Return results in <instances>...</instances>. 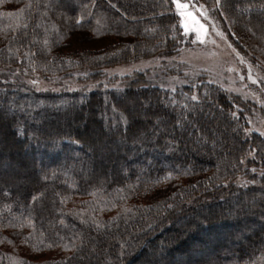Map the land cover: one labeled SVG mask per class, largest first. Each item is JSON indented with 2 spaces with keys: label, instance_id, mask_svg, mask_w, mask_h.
I'll list each match as a JSON object with an SVG mask.
<instances>
[{
  "label": "trees",
  "instance_id": "16d2710c",
  "mask_svg": "<svg viewBox=\"0 0 264 264\" xmlns=\"http://www.w3.org/2000/svg\"><path fill=\"white\" fill-rule=\"evenodd\" d=\"M196 1L264 65V0ZM42 2L41 21L29 0H0V264H264V136L249 134L245 117L254 105L200 78L175 91L141 71L104 81L107 69L179 54L187 39L172 1ZM76 34L116 41L66 52ZM82 71L78 82L94 89L39 92L27 82ZM258 111L264 119V105ZM243 198L257 206L229 215ZM29 213L35 230L13 219ZM191 214L181 239L173 226Z\"/></svg>",
  "mask_w": 264,
  "mask_h": 264
},
{
  "label": "rangeland",
  "instance_id": "374dc122",
  "mask_svg": "<svg viewBox=\"0 0 264 264\" xmlns=\"http://www.w3.org/2000/svg\"><path fill=\"white\" fill-rule=\"evenodd\" d=\"M182 2L189 3L190 10H192L201 20V22L205 23L208 27V36L205 39V43L201 44L199 41L193 42L195 40V33H190L189 35L185 36V40L187 39V42H184L179 54H176L170 58L155 57L128 65L107 69L104 71V81L114 77L128 76L136 71H141L147 72L146 77L154 86L159 85L161 88L173 90L179 87L189 86L192 83H197L200 78L202 82L217 85L229 94L238 95L242 102H248L249 104L254 105L253 108L251 106L249 107L250 110L249 112L247 111L248 115H245L246 120H248V133L260 134L261 132H264V119L260 114L261 111H258V107L261 108L262 105H264L262 98L264 91V65L258 61L253 62L251 54L243 53L236 48L235 44H233L234 41L229 38L228 31H226V29L220 25L219 19L212 12V10L206 7L203 3H200L196 0H182ZM201 4L204 5L205 9L207 10L209 17L207 20L201 17L197 11L199 5ZM173 6L182 27V18L179 16L174 4ZM213 25H215V27H213ZM218 32H222L226 39L217 35ZM77 38L78 34L72 36L71 40H69L72 45L70 44V46L66 48V52L99 51L116 41L114 38H108L106 40H92L82 43L80 41L77 42ZM213 40L215 43H212ZM229 45H231V47ZM233 49H235V51H233ZM237 53H239V56H237ZM241 57H243V63L241 62ZM249 66L251 67L249 68ZM249 70L251 71L252 77L258 81L257 83H253L252 80L248 78ZM86 73V71H82L81 73H76L71 78H55L50 81L44 78L42 79L40 77H36V84L31 83V79H27V82L28 84L33 85V88L39 92H61L66 89L71 91L92 90L96 87L97 83L78 82V78L85 76ZM241 77H243V79H241ZM117 86L118 84L114 83L111 84L109 88ZM7 107V105H3L5 110H7ZM62 108L63 104L57 106L56 110H61ZM43 116L50 117L52 120L54 119L53 115L48 116L47 114H42L41 117L43 118ZM209 118H212L211 115H209ZM59 122L61 126L66 127L67 122L65 120L60 119ZM76 123L74 124L73 122H70V128H74L77 125ZM94 147H96V145H94ZM263 198V195L259 197V199L262 201ZM243 199L244 200L241 202L233 201V204L237 209L229 211V215H235V213H237L236 211H239L241 209L240 207L243 205V207L249 208L253 207V205L257 206L255 202L253 203V201L251 202L246 198ZM220 207L227 209L226 204L220 203ZM194 216L195 215L191 214L187 216L181 223L173 226V229L178 230V235L181 237V239L186 236L185 229L187 228H185L183 222L191 220L194 218ZM230 217L233 218V216ZM171 231L172 230H170L168 233H172ZM220 232L221 231H219V233ZM168 233L167 231H163L162 238H164ZM151 242H153V240ZM151 242H147L146 245H144L148 248L145 249L148 255L151 254L152 251L150 245ZM225 243L227 244V242ZM165 247H167L166 243L162 248L165 253L163 254L164 258L168 256V254L165 252ZM57 254L58 252H56V255ZM142 263L143 258L138 257L129 264ZM162 263L163 261L160 264Z\"/></svg>",
  "mask_w": 264,
  "mask_h": 264
},
{
  "label": "snow or ice",
  "instance_id": "6c2138e0",
  "mask_svg": "<svg viewBox=\"0 0 264 264\" xmlns=\"http://www.w3.org/2000/svg\"><path fill=\"white\" fill-rule=\"evenodd\" d=\"M172 3L175 5V8H176L179 16L182 18L181 23H182V27H183L185 36L189 35L190 33H195V40L193 42L199 41V43L204 44L205 43V39L208 36V27L206 26V24L202 23L201 20L197 17V15L192 10H190V4L189 3L182 2V0H172ZM215 3L217 5H219L220 0H215ZM33 6H35V11L40 14V18H41V21H42L43 17L47 16L46 9L48 7H50V3L42 2V0H29V3L25 6V8L31 10L33 8ZM192 7H194V6H192ZM42 10H44V11H42ZM20 11H21V13H23L25 11V9L22 8ZM197 11L199 12V15L201 17H203L205 20H207L209 18L207 10L205 9L204 5H202V4L199 5ZM8 15H12V13H9ZM77 22H79V21H77ZM41 26H42L41 22H37L33 26V30H35L36 28H40ZM23 27L25 29H27L28 28V24L25 23ZM213 27H215V25H213ZM46 31H47V29L45 28V32ZM26 34L27 33L25 32V35ZM217 35H219L221 37H224V34L222 32H218ZM224 38L226 39V37H224ZM32 42L35 43V39ZM48 43L49 42H48L47 39L43 40V44L45 46H47ZM212 43H215V41L213 40ZM229 46L231 47V45H229ZM49 51H50V49H49ZM233 51H235V49H233ZM31 55L34 56V55H36V53L33 52V53H31ZM237 56H239V53H237ZM241 62L242 63L244 62L243 61V57H241ZM250 67L251 66H249V68ZM248 78L250 80H252L253 83H257L258 82L256 79H254L252 77L250 70H249ZM241 79H243V77H241ZM31 83L36 84L37 81L33 80V81H31ZM173 91H175V89H173ZM190 98L192 100H194V101L198 99L196 95H192ZM185 107H188V106L185 105ZM233 115H235V114H233ZM122 119H124V121L126 123V118L122 117ZM260 134L262 136H264V132H261ZM242 162L243 161H241V163ZM253 171H255V169H253ZM170 175L171 174H169V177H170ZM169 177H166V179L169 178ZM21 179H24V178L21 177ZM129 187H131V186H129ZM99 190H102V189H98V191ZM117 192H123V189H118ZM5 194L7 195V193H5ZM96 194L97 193L95 191L89 193V195H91V196H96ZM120 198L123 199L124 197H120ZM32 199L35 200L36 197L33 196ZM60 202L63 204L64 200L61 199ZM112 206L115 207L116 206L115 203H113ZM169 207H171V205H169ZM4 208L9 213L11 212V205L5 204ZM124 211L127 212V211H130V210L129 209H124ZM21 215H23V213H21ZM75 215H77L80 218V221H81L82 224H87L88 223V221L84 219L82 213L77 212V213H75ZM13 219L17 220L19 222L18 226L21 227V228L27 226V227L32 228L33 230L36 229V223H35V220H34V218H33L31 213H29L28 216H25L23 221H20L19 217H13ZM118 219H119V216L114 217L113 218V223L114 224L117 223ZM8 223H9L10 226H17V225H13L12 224V220H9ZM59 223L62 224V225L65 223L62 215L59 218ZM92 224L95 226V228L97 230H100V229L105 227L104 224L97 222L94 217L92 218ZM65 250H70L67 245H65Z\"/></svg>",
  "mask_w": 264,
  "mask_h": 264
}]
</instances>
